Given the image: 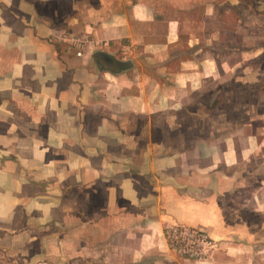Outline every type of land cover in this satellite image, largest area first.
Masks as SVG:
<instances>
[{
    "label": "crops",
    "instance_id": "crops-1",
    "mask_svg": "<svg viewBox=\"0 0 264 264\" xmlns=\"http://www.w3.org/2000/svg\"><path fill=\"white\" fill-rule=\"evenodd\" d=\"M253 9L0 0V264H264V122L249 132L264 110L243 107L228 139L215 111L199 119L232 80L217 71L220 30ZM172 225L217 250L178 256Z\"/></svg>",
    "mask_w": 264,
    "mask_h": 264
},
{
    "label": "rangeland",
    "instance_id": "rangeland-1",
    "mask_svg": "<svg viewBox=\"0 0 264 264\" xmlns=\"http://www.w3.org/2000/svg\"><path fill=\"white\" fill-rule=\"evenodd\" d=\"M245 1L249 7L253 5L254 11L249 12L248 9L244 15L245 19L239 25L232 28H222L217 48L214 51V57L218 64V74L221 76L232 75V80L227 81L230 78L222 80L214 100L207 105L208 101L202 99L200 107V121L204 122L208 118L209 109H212L215 111L217 128L219 129L216 133L227 139L231 138L232 134H230L231 131H227L224 123L241 117L243 107H248L251 112L252 109L256 110V108L264 110V97L262 95V92L264 93V0ZM178 53H174L177 56L176 60L180 59ZM240 60H242L241 65L232 67ZM239 78L242 79V82L235 81ZM251 117H254L255 120H253L254 123L249 132L260 131L264 118L259 113H253ZM188 131L192 133V131ZM194 133L195 135L198 133L207 135L208 130L203 128L200 132L194 131ZM178 226L180 225H172L167 230L171 232V229ZM214 246L211 249L204 247L206 258L217 250L215 242ZM174 252L176 251L174 250ZM176 254L183 257L181 255L183 254L182 250H178Z\"/></svg>",
    "mask_w": 264,
    "mask_h": 264
},
{
    "label": "built area",
    "instance_id": "built-area-1",
    "mask_svg": "<svg viewBox=\"0 0 264 264\" xmlns=\"http://www.w3.org/2000/svg\"><path fill=\"white\" fill-rule=\"evenodd\" d=\"M73 43L81 46V51L76 53L80 57L83 54L84 44L78 40L73 41ZM170 231L167 230L165 234L169 245L176 252L182 250L183 254L181 255L185 258L192 260L204 259L206 258L204 247L207 249L215 247L214 241L202 230L178 226Z\"/></svg>",
    "mask_w": 264,
    "mask_h": 264
},
{
    "label": "trees",
    "instance_id": "trees-1",
    "mask_svg": "<svg viewBox=\"0 0 264 264\" xmlns=\"http://www.w3.org/2000/svg\"><path fill=\"white\" fill-rule=\"evenodd\" d=\"M94 58L100 59V62L102 63L103 67L110 72H120V71H126L128 69V63H124L116 58H112L108 56L107 54L103 53H97L94 55ZM262 95L264 97V93L262 92ZM166 234V233H165Z\"/></svg>",
    "mask_w": 264,
    "mask_h": 264
}]
</instances>
